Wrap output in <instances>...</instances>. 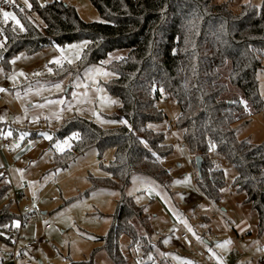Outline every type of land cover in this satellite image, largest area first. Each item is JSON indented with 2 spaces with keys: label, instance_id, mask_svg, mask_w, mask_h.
I'll return each mask as SVG.
<instances>
[{
  "label": "trees",
  "instance_id": "16d2710c",
  "mask_svg": "<svg viewBox=\"0 0 264 264\" xmlns=\"http://www.w3.org/2000/svg\"><path fill=\"white\" fill-rule=\"evenodd\" d=\"M90 2L100 20L85 21L75 5L63 0H27L26 4L15 0L12 9L23 31L0 21V67L10 71L11 61L21 53L35 54L49 47L88 41L77 68L66 62L54 63L55 76L75 73L90 64H104L115 74L104 85L120 101L115 116L128 124L102 128L74 116L55 134L57 138L78 134L70 149L56 153L55 169L68 166L92 148L100 157L106 149H114V158L103 165L107 175L91 176L86 191L116 188L120 192L109 231L97 237L102 244L99 248L114 264H128L120 247L123 235L130 237L131 246L139 245L144 256L156 245L163 251L166 248L162 239L152 242L154 228L144 206L125 193L134 174L149 176L164 187L172 181L162 159L173 147L166 142L163 130L151 127L166 118L157 104L163 95L180 108L176 125L193 154L195 182L201 193L218 204L227 184L222 164L233 166V188L256 210L258 231L264 234V142L256 144L237 136L239 124L264 109L258 82L264 60V0L261 6L242 3L238 11L229 1L215 0ZM32 15L38 16L42 25H37ZM119 49H127V53L108 61ZM61 67L67 70L59 71ZM196 156L202 157L200 172ZM10 187L1 173L0 202ZM21 219L28 222L30 216L13 210L10 203L0 208V241L7 239V227ZM68 264L93 261L91 257Z\"/></svg>",
  "mask_w": 264,
  "mask_h": 264
},
{
  "label": "rangeland",
  "instance_id": "374dc122",
  "mask_svg": "<svg viewBox=\"0 0 264 264\" xmlns=\"http://www.w3.org/2000/svg\"><path fill=\"white\" fill-rule=\"evenodd\" d=\"M2 1L0 9L13 13L20 21L12 9L15 0L10 2V9L4 8ZM63 1L75 5L85 21L100 20L90 0ZM218 1H229L232 9L238 11V5L244 0ZM248 1L257 6L262 4V0ZM31 18L42 25L38 16ZM0 21L10 22L15 30L23 31L14 20H5L2 13ZM74 44L81 42L45 48L35 54L21 53L11 61L10 71L0 67V132L10 139L13 149V154L0 149V169L4 168L0 174L6 175L11 186L0 208L10 203L11 208L19 212L24 206H30L35 213L34 221L27 222L23 235H35L41 240L24 264H68L91 257L93 264H114L105 250L99 248L102 244L97 237L109 231L120 192L116 188L86 192L91 186V176L107 175L103 165L114 158V149H106L100 157L99 151L92 148L66 167L55 169L53 165L56 153L70 149L75 137L73 134L56 137L66 119L80 116L102 128L128 124L115 116L120 101L104 85L115 76L106 65L90 64L75 73L55 76L52 64L56 58L66 57L62 63L77 68L80 60L75 58L77 50L68 47ZM126 53L127 49L116 50L108 61ZM65 70V67L59 69ZM258 82L264 99V60ZM157 104L166 118L151 127L163 130L166 142L173 147L172 153L162 159L172 181L164 187L149 176L134 174L125 193L144 206L154 228L152 242L162 239L166 248L163 251L156 245L153 252L144 256L141 247L131 246L130 237L123 235L120 247L128 264H264V234L258 231L256 210L245 202L244 194L233 188L235 168L222 164L227 181L223 198L218 204L210 203L196 185L194 157L183 142L182 130L176 125L178 104L165 95ZM167 124L171 125L170 131L166 130ZM237 136L256 144L263 143L264 109L239 124ZM58 143L63 151L57 148ZM243 219L248 220L250 228L248 233L238 237L234 229ZM183 233L186 238H182ZM155 254L163 259L154 257ZM8 263L0 258V264Z\"/></svg>",
  "mask_w": 264,
  "mask_h": 264
},
{
  "label": "built area",
  "instance_id": "2783aa9c",
  "mask_svg": "<svg viewBox=\"0 0 264 264\" xmlns=\"http://www.w3.org/2000/svg\"><path fill=\"white\" fill-rule=\"evenodd\" d=\"M2 4L4 8L10 9L11 3L7 0H3ZM154 95V94H153ZM166 130H171V125H166ZM0 149L5 150L8 154H13V149L11 147V141L6 138L2 132H0ZM6 169V168H5ZM4 171V169H3ZM7 170H5V173ZM21 215H29L30 221H34V211L31 207L26 205L22 209H19ZM223 221L229 223V221L224 217ZM27 222L24 219L17 221L16 223L9 225L6 229V240L0 241V258L9 261L8 264H24L27 261L30 252L39 246L41 240L32 235L26 237L23 235V229L26 227ZM46 228H49V224H46ZM185 237L183 233L181 235Z\"/></svg>",
  "mask_w": 264,
  "mask_h": 264
},
{
  "label": "snow or ice",
  "instance_id": "6c2138e0",
  "mask_svg": "<svg viewBox=\"0 0 264 264\" xmlns=\"http://www.w3.org/2000/svg\"><path fill=\"white\" fill-rule=\"evenodd\" d=\"M9 2H12V0H9ZM26 2H27V0H26ZM0 13H2L3 17L5 18V20H7V19L14 20L18 25H20L21 29L23 30V25L20 24V21L16 18V16L13 13L8 12V11H4L3 9H0ZM88 43H89L88 41H83V42H81L80 45H75L74 44V45H69L68 47H69V49H76L77 50L75 52V58L76 59H79L80 58V50L82 49V46L83 45H87ZM62 59H66V57L56 58L55 59V63L57 65H61L62 64ZM68 62L69 63H72V60H69ZM48 70L49 71H52V69H48ZM57 87H59V85H57ZM0 90H2V89H0ZM73 136H78V134L73 133ZM64 144L67 145L68 144V141L65 140L64 141ZM68 146H70V145H68ZM57 148H59L61 151H63V148L61 147V145L59 143L57 144Z\"/></svg>",
  "mask_w": 264,
  "mask_h": 264
},
{
  "label": "crops",
  "instance_id": "0c3cea01",
  "mask_svg": "<svg viewBox=\"0 0 264 264\" xmlns=\"http://www.w3.org/2000/svg\"><path fill=\"white\" fill-rule=\"evenodd\" d=\"M24 2H26L25 0H23ZM216 2H218V3H221V1H218V0H215ZM245 2H249L248 0L246 1V0H244V1H242L239 5H238V8L240 7V5L242 4V3H245ZM251 2V1H250ZM2 169H4V168H1L0 170H2ZM239 194H241V193H239ZM204 196V195H203ZM209 201V200H208ZM210 202V201H209ZM210 203H212V202H210ZM250 205V204H249ZM251 206V205H250ZM224 211H225V209H224ZM258 215V214H257ZM224 217H222V219H223ZM249 228H250V225H249V222H248V220L247 219H243V220H241L237 225H236V228L234 229V231L236 232V235L238 236V237H240L241 235H243L244 233H248V230H249ZM32 236V235H31ZM182 238H186V236L185 237H182Z\"/></svg>",
  "mask_w": 264,
  "mask_h": 264
},
{
  "label": "water",
  "instance_id": "95a60500",
  "mask_svg": "<svg viewBox=\"0 0 264 264\" xmlns=\"http://www.w3.org/2000/svg\"><path fill=\"white\" fill-rule=\"evenodd\" d=\"M195 160H196L197 170H198V172H200V170H201V163H202V157L201 156H196L195 157Z\"/></svg>",
  "mask_w": 264,
  "mask_h": 264
}]
</instances>
